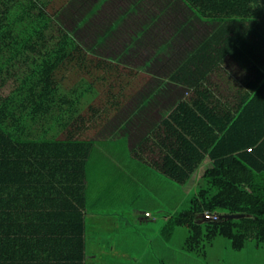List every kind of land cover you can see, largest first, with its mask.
<instances>
[{
	"label": "trees",
	"instance_id": "1",
	"mask_svg": "<svg viewBox=\"0 0 264 264\" xmlns=\"http://www.w3.org/2000/svg\"><path fill=\"white\" fill-rule=\"evenodd\" d=\"M71 1L0 0V264H88L84 180L95 144L91 136L102 127L101 120H109L146 81L138 69L95 55L71 33L48 35L51 18ZM181 2L200 19L218 23L219 34L229 39L226 51L252 57L255 80L234 112L210 108L211 96L201 93L193 102L200 113L181 102L185 116L167 122L177 142L165 157L164 170L176 184L185 186L206 154L213 166L199 180L188 205L170 218L163 235L171 243L176 231L186 228L183 250L201 257L219 237L228 239L234 250L249 243L260 249L264 0ZM36 8L40 12L34 18ZM196 59L182 64L173 78L199 84L195 76L201 64ZM11 82L10 92L4 93ZM194 127L200 131L192 132ZM206 211L220 218L206 219Z\"/></svg>",
	"mask_w": 264,
	"mask_h": 264
},
{
	"label": "crops",
	"instance_id": "2",
	"mask_svg": "<svg viewBox=\"0 0 264 264\" xmlns=\"http://www.w3.org/2000/svg\"><path fill=\"white\" fill-rule=\"evenodd\" d=\"M186 8L188 7L186 6ZM187 15L188 17L182 23L183 26L180 25V29L177 27L171 34L173 39L181 35L179 30L183 28H187L186 32L191 33L197 29L196 26L198 25H212L215 23L205 38H202V34H199V37L190 34L191 39L196 42L193 46H190V44L185 46V51L180 59L176 60L173 55L177 64L173 65L170 75L167 76L168 82L189 89L193 95L189 98H181L178 102L166 108L163 107L159 114L160 117L154 120L155 122L148 130V134L144 135L140 141V137L137 138L136 145L132 144L129 135L120 136L123 137L121 138L123 140V167L115 163L110 164L115 167L112 170L119 174L120 186H108L102 189L100 195L95 193L96 183L91 182L90 179L93 178V168L102 171L105 169L102 165L107 164L108 157L107 151L104 152L102 147L97 146V142L106 140L113 142L117 138L96 140L93 137L95 133L91 136L95 144H93L88 158L86 179L84 180L88 200L87 208L84 210L87 228L85 238L88 245V264H120L122 260L120 256L122 255L126 257L122 264H161L163 260L169 262V252L172 244H170L169 239H165L163 230L175 213L177 184L165 172L164 167L165 157L170 155L173 149H176L177 140L174 131L169 128L167 122L173 123L174 118L185 116L186 111L180 109L181 102L188 103L194 111L200 113L199 107L195 106L193 102L199 101L201 93H207L211 96V100L207 104L210 108L217 107V111L234 112L238 107L239 97L250 92L251 82L255 80V72L251 71L253 69L250 65L251 61L254 60L247 53L237 52L238 54L233 55V49L229 50L231 52L225 50V44L229 39L226 35L219 34L217 30L219 28L218 23L200 19L189 8ZM193 21L195 22L193 23ZM230 33L231 36H234L232 29ZM233 44L234 47L238 46V43L233 42ZM168 45V41L162 43L159 48L160 52L164 51L163 49H166ZM193 58H197V63L201 64V69L197 71L195 76L200 81L199 84L195 85L192 82L188 85L174 79L173 77L181 65L188 61L193 62ZM151 60L153 62L154 58H151ZM138 70L143 77L142 70ZM241 72L242 75L240 76L239 73ZM160 91L161 87H158L152 94ZM159 95L157 94L158 97ZM158 97H155L154 102L158 101ZM176 127L179 128L178 125ZM179 129L183 131L182 127ZM191 131L199 132L200 128L194 127ZM91 159H94L97 163H90ZM212 166L213 159L210 154H206L191 180L184 186L188 192L187 194L197 189L199 180ZM115 187H120L121 191L115 192L113 190ZM160 189L165 190L159 194ZM118 192L121 193L118 194ZM125 194L127 197H125ZM187 194L184 195L182 191L183 201L186 200ZM112 195L114 196L112 197ZM159 195H162L169 203ZM141 196L148 203L141 202ZM101 198L105 200L103 203ZM165 202L167 205H165ZM152 223H154V226H152ZM141 225L145 231L152 229L154 232H142V229L138 228ZM108 227L112 233L111 235L115 238L114 242L110 240L105 242L106 238L104 236L107 235ZM102 242L107 245L104 250L110 249L111 252L103 251L102 255ZM100 255L104 257L102 260Z\"/></svg>",
	"mask_w": 264,
	"mask_h": 264
},
{
	"label": "rangeland",
	"instance_id": "3",
	"mask_svg": "<svg viewBox=\"0 0 264 264\" xmlns=\"http://www.w3.org/2000/svg\"><path fill=\"white\" fill-rule=\"evenodd\" d=\"M24 1L28 2V0ZM187 10L188 8L181 0H104L103 2L102 0H72L58 15L51 18L48 35L60 36L64 32L71 33L79 43L95 55L117 61L129 68L142 70V78L146 80L133 90L132 97L117 113L107 121L101 120L102 127L93 135L96 140L117 138L113 142L110 140L97 142V146L102 147L104 152L107 151L108 159L107 164L102 165L105 168L103 171L93 168V178L90 180L96 183V194H102V189L108 186H120L119 174L114 172L112 168L115 167L111 166L115 163L123 167V140H121L123 137L120 136L129 135L132 144L136 145L137 138L140 137V141L144 135L148 134L154 120L160 117L159 114L163 107L166 108L181 98H189L193 95L189 89L168 82L167 76L170 75L173 65L177 64L174 57L176 60L180 59L185 46L188 44L193 46L196 42L191 39L190 34L197 37L202 34V38H205L215 23L198 25L196 26L197 31L193 30V33H188L187 28H183L179 30L181 35L173 39L171 34L177 27L180 29V25L188 17ZM39 12L38 8L33 10L34 18ZM118 19L120 22L116 28L108 29ZM24 24L27 23L24 22ZM55 41L50 46L54 47ZM166 41L169 42L168 47L160 52L159 48ZM151 58H154L153 62ZM239 75L241 76L242 72ZM11 84L12 82L2 91L9 93L12 88ZM158 87H161V91L152 94ZM157 94H160L159 97ZM155 97H158L156 102H154ZM90 163L96 164L97 162L91 159ZM176 186L175 212L188 205L193 193L187 194L184 186L178 184ZM113 190L121 191V188L115 187ZM164 190L160 189L159 194ZM182 191L184 195L187 194L185 201H183ZM126 194L125 197H127ZM159 196L162 197V195ZM140 198L142 199L143 196ZM103 201L105 200L101 198L102 203ZM141 202L148 203L144 199ZM165 205H167L166 202ZM138 228L142 229V232H154L152 229L145 231L142 225ZM116 233L119 235L118 232ZM106 234L105 242L106 240L115 241L109 227ZM187 235V229L181 227L172 236L169 252L170 264H264V244L262 248L256 249L254 243H249L245 249L238 251L232 248L228 239L219 237L214 244L209 246L208 255L201 257V255L189 254L183 250ZM153 240L156 239L153 238ZM105 242H102V255L103 251L111 252L110 249L104 250L107 246ZM103 258L100 255V259ZM120 258L122 259L120 264H122L126 257L122 255Z\"/></svg>",
	"mask_w": 264,
	"mask_h": 264
},
{
	"label": "built area",
	"instance_id": "4",
	"mask_svg": "<svg viewBox=\"0 0 264 264\" xmlns=\"http://www.w3.org/2000/svg\"><path fill=\"white\" fill-rule=\"evenodd\" d=\"M204 217L206 219L218 220L220 218V214L219 213H212V212L206 211L204 213Z\"/></svg>",
	"mask_w": 264,
	"mask_h": 264
},
{
	"label": "water",
	"instance_id": "5",
	"mask_svg": "<svg viewBox=\"0 0 264 264\" xmlns=\"http://www.w3.org/2000/svg\"><path fill=\"white\" fill-rule=\"evenodd\" d=\"M242 216H243L242 214H223L222 217H225V218H240Z\"/></svg>",
	"mask_w": 264,
	"mask_h": 264
}]
</instances>
